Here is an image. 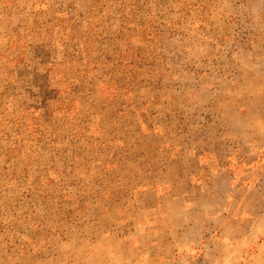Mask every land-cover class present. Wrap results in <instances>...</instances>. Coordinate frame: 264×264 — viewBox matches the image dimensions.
Segmentation results:
<instances>
[{"label": "rangeland", "instance_id": "1", "mask_svg": "<svg viewBox=\"0 0 264 264\" xmlns=\"http://www.w3.org/2000/svg\"><path fill=\"white\" fill-rule=\"evenodd\" d=\"M0 264H264V0H0Z\"/></svg>", "mask_w": 264, "mask_h": 264}]
</instances>
